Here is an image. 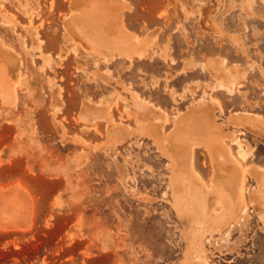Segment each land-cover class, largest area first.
<instances>
[{
	"label": "rangeland",
	"instance_id": "rangeland-1",
	"mask_svg": "<svg viewBox=\"0 0 264 264\" xmlns=\"http://www.w3.org/2000/svg\"><path fill=\"white\" fill-rule=\"evenodd\" d=\"M72 2L0 0V193L23 210L19 228L17 205L1 216L0 264H203L198 226L210 264H264L253 202L230 228L215 223L220 203L204 220L176 214L149 133L185 127L210 187L203 141L219 129L264 172V0Z\"/></svg>",
	"mask_w": 264,
	"mask_h": 264
},
{
	"label": "bare ground",
	"instance_id": "bare-ground-1",
	"mask_svg": "<svg viewBox=\"0 0 264 264\" xmlns=\"http://www.w3.org/2000/svg\"><path fill=\"white\" fill-rule=\"evenodd\" d=\"M78 2L79 0H73L72 3L74 5ZM91 5L93 4L91 3L89 7H91ZM77 6H82V9L79 8L82 14H86L88 10L91 11V8H89L87 5H84V3H82V5L79 3V5ZM109 15L110 14H108V16ZM112 16L113 14H111V17ZM105 22L106 28H119L118 21H114L108 18V20ZM7 74H9V72ZM221 85L222 82H220V86ZM229 89H231L230 86ZM212 111V109L209 110L210 115L211 113H213ZM158 118L159 117H157V119ZM246 118L247 116L244 117L233 114V116L230 117V122H232L233 124H240L245 121ZM164 120L166 121V119ZM250 125L251 124H249L248 126ZM254 128L256 129V127ZM184 129L185 127L180 130L173 131L169 134H164L159 129V126L155 125L150 130L151 132L149 131V133H151L150 135L154 137V141L160 144V148L161 150H163V153L168 160L166 163L167 167L166 165L165 167L171 170L168 187L171 191L170 195H172L173 197L171 203H173V209L176 211V214L180 218H183L184 216L188 217V215L190 216L191 214V219L193 217V214L195 216V219L197 217V219L199 220H204L208 215H210V210L213 209L214 204L220 203L223 206V210L221 213L215 215V223L223 227L229 225L230 228L231 221H235L238 224V222L244 219L249 209L248 202H253L256 212L259 213L260 218L264 223V172L257 166L254 168L252 166L247 167L248 165L244 166L242 164L243 159H245L247 156V149H245V144L248 146V143L235 136L234 133H227L221 129L216 130L210 135V137L206 138L205 141H203L205 143H203V145H205L208 150V154L211 157V164L214 171L213 186L210 187L209 185L205 184L204 179L193 166L194 146L193 144H190L186 140H184ZM225 138H230L231 143L234 142V144L237 145V154L231 151L230 146L225 142ZM247 175H252L255 179L256 185L253 191L247 186ZM185 183L187 184L186 188ZM15 199L16 200H12L10 194L0 193V224L2 214L11 213L15 208V205L18 204L17 198ZM183 199L186 200V204L182 203ZM20 204L21 206L23 205L22 203ZM25 207V211H27V206ZM22 213L23 210H21V208L17 210L16 218L13 217L15 219L13 222L11 221V228L20 227V218L23 217ZM25 221L28 223L26 218ZM205 231L206 230H204V228H202L201 226L193 229L190 243L196 253L195 259L197 261L194 259L193 260L196 262L199 261L203 264H210L206 260L203 249L202 237Z\"/></svg>",
	"mask_w": 264,
	"mask_h": 264
},
{
	"label": "crops",
	"instance_id": "crops-1",
	"mask_svg": "<svg viewBox=\"0 0 264 264\" xmlns=\"http://www.w3.org/2000/svg\"><path fill=\"white\" fill-rule=\"evenodd\" d=\"M11 198H12V197H11ZM12 200H16V199H15V198H14V199L12 198ZM16 205H17V204H16ZM17 207H18V210L21 208L19 205H17ZM16 210H17V209H16ZM14 219H15V218H14ZM14 219H13V221H14ZM13 221H12V222H13ZM12 222H11V223H12ZM11 223H10V224H11Z\"/></svg>",
	"mask_w": 264,
	"mask_h": 264
}]
</instances>
